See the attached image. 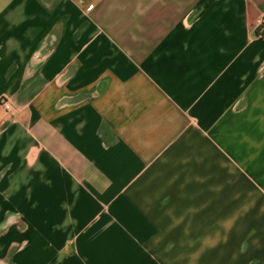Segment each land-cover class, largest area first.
Here are the masks:
<instances>
[{"label":"crops","instance_id":"obj_1","mask_svg":"<svg viewBox=\"0 0 264 264\" xmlns=\"http://www.w3.org/2000/svg\"><path fill=\"white\" fill-rule=\"evenodd\" d=\"M264 0H0V264H264Z\"/></svg>","mask_w":264,"mask_h":264},{"label":"built area","instance_id":"obj_2","mask_svg":"<svg viewBox=\"0 0 264 264\" xmlns=\"http://www.w3.org/2000/svg\"><path fill=\"white\" fill-rule=\"evenodd\" d=\"M256 27L261 31V33L259 34V36H264V15L258 20ZM0 105L6 111H10L11 110V104H10V102H8L7 100H5L3 98L0 99Z\"/></svg>","mask_w":264,"mask_h":264},{"label":"trees","instance_id":"obj_3","mask_svg":"<svg viewBox=\"0 0 264 264\" xmlns=\"http://www.w3.org/2000/svg\"><path fill=\"white\" fill-rule=\"evenodd\" d=\"M264 37V36H263Z\"/></svg>","mask_w":264,"mask_h":264}]
</instances>
